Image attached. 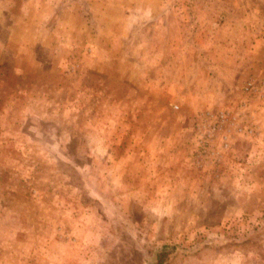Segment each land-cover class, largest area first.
I'll return each mask as SVG.
<instances>
[{
    "label": "rangeland",
    "instance_id": "rangeland-1",
    "mask_svg": "<svg viewBox=\"0 0 264 264\" xmlns=\"http://www.w3.org/2000/svg\"><path fill=\"white\" fill-rule=\"evenodd\" d=\"M264 264V0H0V264Z\"/></svg>",
    "mask_w": 264,
    "mask_h": 264
},
{
    "label": "trees",
    "instance_id": "trees-1",
    "mask_svg": "<svg viewBox=\"0 0 264 264\" xmlns=\"http://www.w3.org/2000/svg\"><path fill=\"white\" fill-rule=\"evenodd\" d=\"M170 252V247L165 245L158 249L152 256L149 264H164L167 260L168 254Z\"/></svg>",
    "mask_w": 264,
    "mask_h": 264
}]
</instances>
